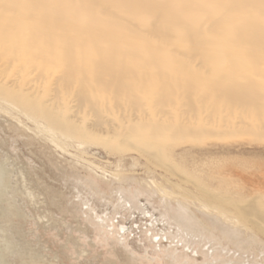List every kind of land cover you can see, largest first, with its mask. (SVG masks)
Here are the masks:
<instances>
[{
    "label": "bare ground",
    "instance_id": "obj_1",
    "mask_svg": "<svg viewBox=\"0 0 264 264\" xmlns=\"http://www.w3.org/2000/svg\"><path fill=\"white\" fill-rule=\"evenodd\" d=\"M1 112L64 151L136 150L181 180L163 197L264 236V192L172 158L208 126L264 136V0H0Z\"/></svg>",
    "mask_w": 264,
    "mask_h": 264
},
{
    "label": "rangeland",
    "instance_id": "obj_2",
    "mask_svg": "<svg viewBox=\"0 0 264 264\" xmlns=\"http://www.w3.org/2000/svg\"><path fill=\"white\" fill-rule=\"evenodd\" d=\"M208 127L214 134L199 142L177 141L174 162L195 173L226 171L234 184L264 192V136ZM33 128L0 113V264H264L262 234L163 197L154 182L181 180L138 151L74 144L64 151Z\"/></svg>",
    "mask_w": 264,
    "mask_h": 264
}]
</instances>
